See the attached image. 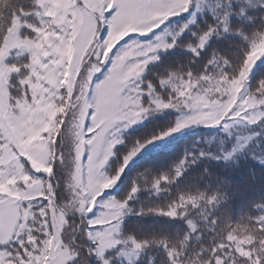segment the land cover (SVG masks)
<instances>
[{"label": "trees", "instance_id": "trees-1", "mask_svg": "<svg viewBox=\"0 0 264 264\" xmlns=\"http://www.w3.org/2000/svg\"><path fill=\"white\" fill-rule=\"evenodd\" d=\"M54 2L86 10L96 17L100 33V18L104 21L102 36L95 42L99 43L98 48L81 72L77 88L86 67L99 61L102 50L114 43L110 39L119 32L111 31L108 23L112 19L108 10L118 7L115 0H98L100 5L95 0H0V56L14 25L19 27V37L43 46L35 45L33 52L19 48L9 53L6 64L19 70L9 81V104L25 105V117L30 119L36 115L46 117L43 125L32 121L28 132L17 133L16 140L13 138L14 150L23 153L19 159L12 155L6 159L11 139L0 135V198L10 195L21 199L13 239L8 244L0 243V264H22L30 255L42 254L54 233V213L67 220L58 244L77 250L78 258L65 264H104V260L108 264H264V107L238 97L219 123H190L188 129L176 130L179 123L189 121L193 115L210 118L211 113L202 102L229 98L224 86L238 76L253 45L264 43V0H191L183 14L156 18L159 25L154 20L146 26L138 24L145 32L128 33L114 45L107 64H97L102 72L92 80L91 89L95 92L88 95L85 128L90 131L84 132V142L101 128L91 120L98 99L96 91L114 63L129 62L127 70H131L138 54L148 52L150 57L146 67L138 69L135 79L136 87L144 92L141 96L140 91L139 108L146 106L147 111H139L140 121L124 134H107L110 141L105 146L111 147V154L100 173L110 179L120 178L100 196L92 191L87 177L78 187L68 177L59 178L64 175L58 171V161L53 167L54 154L67 149L64 138L69 118L63 129L61 126L53 130L47 117L51 110H63L57 116L62 125L69 90L63 76L59 87L55 85L60 96L51 97L52 87L47 84L46 88L41 76L45 70L63 71L67 54L52 57L48 68L46 54L59 52L57 44L64 41L67 33L72 41V18L63 8L53 6ZM209 32L212 34L201 48V38ZM138 47L141 53L135 50ZM165 80L168 83L162 84ZM261 84L264 58L250 71L241 89L242 97L261 98ZM155 101L171 106L158 107ZM187 104L193 105V110ZM234 108L242 110L243 119L231 125L236 113H226ZM3 131L0 125V132ZM248 134L252 136L248 143L241 144L240 138ZM44 145L48 154L45 149L42 151ZM134 151L136 155L128 160ZM83 159L86 161L87 157ZM23 177L28 182L36 181L38 191L28 189L21 182ZM70 184L81 196L77 202L72 200ZM25 188L27 191L22 194ZM133 188L138 189L135 194ZM90 196L94 203L88 199ZM111 200L127 201L122 218L90 226L102 214L106 216L109 209L104 205ZM82 203L84 212L80 210ZM88 207H94L93 211L88 213ZM173 208L176 216L163 214ZM112 224L119 227L114 234L116 242L101 258L92 251L100 244L95 232ZM132 242L142 247L136 248V256L129 259L123 255Z\"/></svg>", "mask_w": 264, "mask_h": 264}, {"label": "rangeland", "instance_id": "rangeland-1", "mask_svg": "<svg viewBox=\"0 0 264 264\" xmlns=\"http://www.w3.org/2000/svg\"><path fill=\"white\" fill-rule=\"evenodd\" d=\"M48 1V0H47ZM58 1V0H56ZM98 5V0H95ZM107 2L108 0H102ZM116 3L121 4H129V5H140V4H148V3H159L162 2V0H115ZM55 4H52L53 6L57 8H63L64 11H66V14L69 15L72 18V22H70V27L72 29V41L70 39L69 34L67 33L64 35V41H59L57 44V47L60 49L58 52L57 50H52L51 57H49L46 54V57L48 58V61L45 63L46 67L48 68V64L50 63V60L52 57H58L59 54H67L66 63L64 64L63 71H59V73H48V70L44 71V74H42L41 78L43 77L44 83H46L44 86L49 84L52 88L51 89V97H59L60 93L57 90L60 84L59 79H63V76L65 78V82L68 87V97L66 100H70L71 93L73 90V83L74 79L77 76V73L79 69L82 66V63L85 62V60L88 58L90 53H92V49L94 47V44L97 40V37L100 35V38L102 36L103 31L99 32V26L98 23H96V17L91 15L90 13H87L86 10L80 11L78 7L73 5V7H69L70 3H58L54 2ZM64 7H61V6ZM107 5V4H106ZM184 11L180 12L176 15L183 14ZM175 14H171L170 16H174ZM169 15L166 14L164 11L160 12H153L150 15L146 14L143 9L140 8H129L124 16H122L120 22L114 27L111 28V31L117 32L111 39L110 42H114L112 45L104 48L101 52V54L98 56L99 61L96 63H91L88 67H86L81 80L79 82L78 88L75 90V95L73 98L69 119H68V125L67 129L65 130V138H64V144L67 145V149H65V152L59 154L58 152L54 154V163L53 166L55 167L56 161L59 162V173L64 175V177H59L60 179L66 180L67 177L72 181L73 184H76L75 176H76V169H77V163L79 162V168H80V182H84V178L87 177L90 180V157L92 154V149L94 146L95 141L97 138L101 137L102 134V148L97 153L96 157L92 161L94 165H99L103 160L105 156H109L107 153V148L105 145L106 141H110L109 135L107 134L109 132L124 134L126 131L133 128V126L140 121L141 114H139V111H144L146 106L143 107V109L139 108V103L141 105V97L139 98L140 91L141 96L144 93L140 87H136V72L139 68L144 69L146 67L147 62L150 60V57H148V52L145 54H138V58L136 60L135 68H132L131 70H127V67L129 65L126 64L124 61H122L123 68L126 72H132V75H129L127 77V81L123 86V90L120 93L121 99L119 104L114 103L112 99V90L110 86H105L103 88L104 93V109H103V115L100 119L103 120V123H100L99 126L101 128L98 130V133L95 134L90 140L93 141V144H90L89 141L84 142L83 135L84 132H89L90 129L85 128V122L87 120L88 116V95L90 92H95L93 89H91L92 86V80L96 75H98L101 71V66L99 67L97 64L99 63L102 65L105 63V65L108 62L110 53L113 50L114 45L118 43V41L126 36L128 33L135 31L145 32L144 29L138 27V24H142L143 26H146L148 23L152 22L156 18H167ZM98 22V21H97ZM18 26L14 25V27L10 30L9 34L6 37V42L4 45V51L0 56V125H2L3 130L6 128L8 130V137L11 140H8L10 144H8V152L6 159H8L11 155L17 159L19 157L21 158L23 156V153L21 151H15L13 148V140L16 136V134L23 133L24 131L29 130V127L31 126L32 121H35L41 125L45 123L46 117H43L41 115H36L34 118L30 119L28 116L25 117L26 112L28 108L25 105L18 104L17 106H13L9 104V95H8V85L11 76L14 75V73H18V68H15L14 66H8L6 64V61L10 58L9 53L17 50L19 48H23L26 51L33 52L35 49V45L39 48H43L41 44L36 43L32 39H25L21 38L17 34ZM141 28V30H138ZM99 38V37H98ZM43 40V39H42ZM43 42V41H42ZM73 42V44L71 43ZM7 47V54L5 55V46ZM14 45V46H13ZM49 45V43H48ZM96 50L98 48L99 43L95 44ZM106 49V50H105ZM43 50V49H42ZM105 50V51H104ZM137 52L141 50V48L135 49ZM255 51L257 52V56L255 59L254 67L264 58V43H261L260 45L256 46ZM96 52V51H95ZM94 52V53H95ZM93 53V55H94ZM141 53V51H140ZM9 55V56H8ZM54 55V56H53ZM136 56V55H135ZM148 57V58H147ZM12 58V57H11ZM38 58L40 56L38 55ZM38 58H35L36 61H39ZM34 64L29 66V68H33ZM253 67V68H254ZM252 68V70H253ZM60 70V68H59ZM251 70V71H252ZM135 71V72H134ZM66 72L65 75H63ZM37 74V73H33ZM57 85L58 87H55ZM103 85V84H102ZM132 86V88H130ZM46 86V88H48ZM97 92V91H96ZM224 92L229 96L225 101L222 102H202L204 103V107H208L210 111V119L209 121L212 122L211 117L214 116H220L222 117L224 115V112L228 110L231 105L238 100V97H241L242 91L241 89L239 91H234L232 83H229L228 86H224ZM47 96L49 97V90L47 93ZM46 98L48 99V97ZM63 97V95H62ZM198 100H203L201 98H198ZM54 101V98H53ZM197 101V100H196ZM97 104V100H96ZM155 105H157V101L154 102ZM46 106V105H45ZM187 106L193 110L194 106L187 104ZM197 106H195L196 108ZM36 108L39 109V104L36 103ZM10 110H15L11 112ZM67 111V110H66ZM239 112L235 114V120L231 122V125L237 122V120L243 119L241 116V109L238 110ZM96 112V105H95V111ZM63 113V110H51L49 112V117L47 119L49 120L48 124L51 129L56 130L59 129L62 125L58 124L57 116H61ZM130 113H138V115L129 116ZM65 115V114H64ZM91 120L93 121L92 117ZM135 122H132V121ZM63 121V120H62ZM188 120L182 121V123H187ZM98 124V121H96ZM188 125L180 128V130L188 129ZM64 128V126H63ZM62 128V129H63ZM16 132V133H13ZM28 132V131H27ZM12 135V137H11ZM251 135H244L240 138L241 144L248 143L249 139L251 138ZM7 138V137H6ZM14 138V139H13ZM120 142V141H119ZM90 147H88V145ZM63 145V144H62ZM30 146V145H29ZM11 149V150H10ZM48 154V148L47 145H44V148H42V151L45 150ZM147 148L143 149L146 150ZM142 150V151H143ZM41 155H43L41 153ZM58 155V156H57ZM44 156V155H43ZM84 156L87 157V160L85 161L83 158ZM79 157V161L77 158ZM103 157V158H102ZM102 158V160H101ZM11 159V158H10ZM9 159V160H10ZM45 159V157H44ZM10 166H13V162H11ZM85 167V170L83 171V168ZM54 171V169H53ZM50 171L47 172L49 174ZM66 178V179H65ZM33 179V178H31ZM21 182L27 186L28 189H37V184L34 182H28L26 178H21ZM42 184V182L40 183ZM40 184H38L40 186ZM71 192H72V200L73 202H77L81 199L80 194L76 192V189L70 184ZM26 188L23 190L22 194L26 193ZM112 216V210L109 209L108 213L106 214V217H109L107 220H111ZM54 225H53V235L48 241L43 249L42 254L40 252H37L34 256L30 255L29 260L27 262H24L22 264H65L67 261L75 260L78 258L77 256V250H74L70 247H61L58 242L61 236V233L63 232L65 226L67 225L66 218L62 216L60 213H54ZM118 225H109L105 226L103 228V231L101 232L99 229L95 232V236L100 241V244L95 248L99 249L101 246L104 247V251L111 246V244H114L116 241L114 240V234H116L118 230ZM70 240V239H69ZM68 240V241H69ZM136 243L132 242V247L126 249V252L123 256L129 259H132L136 256Z\"/></svg>", "mask_w": 264, "mask_h": 264}, {"label": "snow or ice", "instance_id": "snow-or-ice-1", "mask_svg": "<svg viewBox=\"0 0 264 264\" xmlns=\"http://www.w3.org/2000/svg\"><path fill=\"white\" fill-rule=\"evenodd\" d=\"M190 4H191V0H162V2H159V3H148V4H140V5L121 4L116 9H109L108 10V16L112 17V19L108 23H109L110 28H114L120 22L122 16L125 15V13L127 12V10L129 8L143 9L145 11V13L148 15H150L153 12H160V11H164L168 15H171L173 13L176 15L182 11H186L188 9V7L190 6ZM105 19L107 20V17H105ZM154 22L157 25H159V21L154 20ZM149 26H150V24H149ZM225 31H227V27H225ZM212 32H215V29H212ZM212 32L205 34L201 38V43H200L201 48L207 42V40H208L209 36L212 34ZM161 46L172 47L173 45H161ZM7 47H8V45L5 46V55L7 54V52H6ZM255 48H256V45L254 44L253 50L251 51V55H246L244 61H242V63H241V66L239 69V74L237 77L234 78V80L232 82V86H233L234 91H239L240 89L244 88V85L248 79L249 73L252 70V68L254 67V64L256 62L254 59L257 56V52L255 51ZM193 51H195V49H193ZM129 75H132V72H126L123 68L121 61L117 60L114 63L113 67L111 68L110 74L107 76L104 84L97 86V97H98V99H97V104H96V112L93 113V115H92L93 121H98L97 126H99L100 123H103V120L100 119L103 115V109H104V104H105L104 93L102 91L103 88L105 86H110L111 90H112V99H113L114 103L119 104L120 99H121L120 93L122 92L123 86L126 83L127 77ZM225 80H227V77H225ZM161 83L167 84L168 81L165 80V81H162ZM259 94H260L261 98H257L256 96H248L246 98L241 96L240 98H241V100L247 99L249 104H255L256 102H258L260 107H264V84H261L260 89H259ZM181 95H183V93H181ZM157 106L158 107H169L171 105L157 101ZM145 111H147V109H145ZM237 111H238V109L234 108V109H232L231 112H227L226 114L228 116H231V115L237 113ZM133 115H138V113H130L129 114V116H133ZM209 119H210L209 117H205V116H201V115H193L192 118L189 121H187V123L180 124L176 130L178 131L180 128H183V127L187 126V124H190V123H202V122L208 123ZM220 119H221L220 116L211 117L213 124L219 123ZM132 122H135V121L133 120ZM0 135L7 137L8 130L5 128L3 132H0ZM89 143L93 144V141L89 140ZM101 148H102V134H101V137L97 138V140L94 143V146L92 149V154L90 157V164H89L90 184L92 186V191L97 196H100L104 189H109L113 185H115L117 180H119V178H120L119 176H117L114 179H110V178H107V177L101 175L100 169L103 167V163L107 160V156H105L104 161H102L99 165H94L92 163V161L96 157L97 153L101 150ZM107 153H108V155L111 154V147L107 148ZM135 155H136V152L134 151L131 154V156L127 157V159L130 160ZM25 160H27V158H25ZM77 160L79 161V157L77 158ZM123 171H124V169H121V173ZM164 179L167 180V177H165ZM75 180H76L77 186L79 187L80 186L79 162L77 163ZM159 184H160V181H157L155 186L158 188ZM137 190L138 189L133 188V194H135V192ZM88 199L93 203L95 202V201H92L91 196ZM129 199H131V196L129 197ZM189 199L191 201H194V198H189ZM104 208L112 210L111 220L113 222H116L117 220L122 218V216L124 214V210L127 208V201L121 202V201H117V200H111L104 205ZM93 209H94V207H88V209H87L88 213L92 212ZM3 210L6 214H8L10 216L12 213V210H13V206L6 202L5 205L3 206ZM80 210H81V212L85 211V207H84L83 203L81 205ZM163 214L174 217V216H176L177 213H176L175 208H173L168 213H163ZM108 218L109 217H106V216H104V214H102L99 219H97L95 221H91L89 225L90 226L92 224L104 225L105 220ZM100 229H101L100 231L102 232L103 227H100ZM160 243H163V241H161ZM135 247L137 249H139L142 247V245L139 243H136ZM92 251L95 252L96 255L103 258V255L105 252L103 246H101L99 249H94ZM104 264H108V261L104 260Z\"/></svg>", "mask_w": 264, "mask_h": 264}, {"label": "water", "instance_id": "water-1", "mask_svg": "<svg viewBox=\"0 0 264 264\" xmlns=\"http://www.w3.org/2000/svg\"><path fill=\"white\" fill-rule=\"evenodd\" d=\"M79 74H80V72H79ZM79 74H78L76 81H75L74 90H73L72 96L70 98L68 111L65 114L63 124L65 123L66 118L68 117V114H69V111H70V108L72 105L73 95L75 92V86L77 84ZM6 202L13 206V210H12V213L10 216L8 214H6L3 210V206L5 205ZM19 203H20L19 199H13L12 197H5L3 199H0V242H2V243H8L13 238V235L15 233V229H16L18 221H19V212H18Z\"/></svg>", "mask_w": 264, "mask_h": 264}, {"label": "clouds", "instance_id": "clouds-1", "mask_svg": "<svg viewBox=\"0 0 264 264\" xmlns=\"http://www.w3.org/2000/svg\"><path fill=\"white\" fill-rule=\"evenodd\" d=\"M261 24H264V18L261 19Z\"/></svg>", "mask_w": 264, "mask_h": 264}]
</instances>
